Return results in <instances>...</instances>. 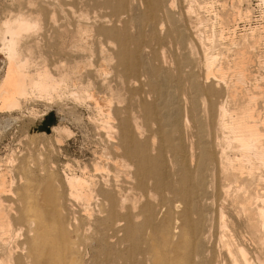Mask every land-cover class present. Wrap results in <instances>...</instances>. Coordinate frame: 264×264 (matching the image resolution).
<instances>
[{"label": "bare ground", "instance_id": "bare-ground-1", "mask_svg": "<svg viewBox=\"0 0 264 264\" xmlns=\"http://www.w3.org/2000/svg\"><path fill=\"white\" fill-rule=\"evenodd\" d=\"M237 1L10 6L0 109L72 100L103 149L34 190L0 164V264H264V26Z\"/></svg>", "mask_w": 264, "mask_h": 264}, {"label": "rangeland", "instance_id": "rangeland-1", "mask_svg": "<svg viewBox=\"0 0 264 264\" xmlns=\"http://www.w3.org/2000/svg\"><path fill=\"white\" fill-rule=\"evenodd\" d=\"M17 1L20 0H0V9H1L0 11H2L0 12V18L4 15L6 17L9 15L10 16L14 15L15 12H10L11 10L9 9L10 6L12 7V5L15 4V2ZM211 1L212 4H210ZM225 1L227 2L228 7H232L233 4L234 5L239 4L237 0H199L200 6L202 5L203 8L204 6L209 7L211 5L212 7L213 5L212 8L210 7V9L207 8L206 10H203L202 8L200 10L201 11L200 13L202 14V16H210L211 12L209 11L212 9L214 11L216 10L220 11L221 3ZM234 1L236 2L234 3ZM240 7L242 9L243 8L250 9L251 20H249V22L248 20H246L247 21L246 22L245 19L243 21H240L241 23H239L238 26L239 28L236 30V32H238V35L245 34L246 32L249 33L250 31L255 29V27L257 29L262 30V27L264 26V0H242L240 2ZM9 12L10 14H8ZM204 13L206 15H204ZM207 27L209 28L210 26ZM0 40H1L0 41V82H1V80L3 79L2 77H4L5 75L8 61L5 51H3V48L6 45H4L1 36H0ZM1 51L4 54H2ZM260 51L262 52L261 59L264 61V44L260 47ZM256 66L257 64L255 65V67ZM262 70L263 69H261V71ZM33 98L24 102L23 108L21 110L3 112V110L0 109V160L2 161L0 162V164L2 163L1 165L3 169L7 168L9 170L8 180L9 183L14 181L15 186L13 187L17 188L22 183V188L25 187L27 184H29L31 186V189L34 190L39 184L36 181H34L33 178L36 177L35 179H37L40 176L41 177L44 176L45 173L47 172L46 170H49L52 166L54 169L51 168L50 170L53 172H55V169L58 167L55 173H57V175H59V177H61L62 179H65V177L68 176L71 177V175L75 173L81 174L82 166L86 164L90 168L93 163L92 161L95 159L97 160L98 155H100V153L102 152L103 146L101 145L102 142L99 136L96 134L95 128L93 127L94 125L89 119L90 116L89 114L92 112L86 106L73 102L72 100L70 101L54 100L50 103L48 100L45 101V99L43 98L42 99H40L39 97H33ZM53 127H57V129L53 130ZM47 129H49L48 132ZM59 140L60 142H58ZM37 144L40 147H37L38 146ZM59 145H61V147ZM45 146L48 149H51V151L45 149L46 148ZM34 147L36 148L34 149ZM57 147L58 148L60 147L59 148L60 150ZM56 148L59 151H57ZM28 149L30 151H28ZM52 149L55 150L52 152ZM29 152H31L30 155L28 154ZM48 152L49 154L52 153L51 156L48 154ZM20 154H22L21 155L23 157L22 161H24L22 163V169H19L17 167L18 165H20V163H18L20 162L19 159L20 158L22 159V157H20ZM11 155L13 156V158L14 156L18 158V160L17 158H15L16 159L15 162L13 161L14 164L13 166H12V162H10V158L12 157ZM47 158L50 159L51 162ZM29 162L31 164L26 165L29 164ZM4 164H6L7 166ZM40 165L43 168L40 167ZM75 165L79 166L80 168L79 167L77 168ZM72 169L75 171H73ZM26 170H29V172H31L30 173L31 175ZM53 172L52 174H54Z\"/></svg>", "mask_w": 264, "mask_h": 264}, {"label": "water", "instance_id": "water-1", "mask_svg": "<svg viewBox=\"0 0 264 264\" xmlns=\"http://www.w3.org/2000/svg\"><path fill=\"white\" fill-rule=\"evenodd\" d=\"M49 131V129H47V132Z\"/></svg>", "mask_w": 264, "mask_h": 264}]
</instances>
